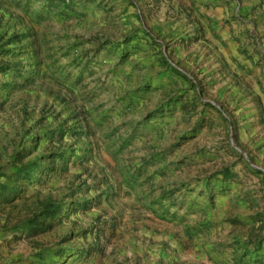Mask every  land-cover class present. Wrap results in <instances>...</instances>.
Wrapping results in <instances>:
<instances>
[{"label": "rangeland", "instance_id": "1", "mask_svg": "<svg viewBox=\"0 0 264 264\" xmlns=\"http://www.w3.org/2000/svg\"><path fill=\"white\" fill-rule=\"evenodd\" d=\"M0 264H264V0H0Z\"/></svg>", "mask_w": 264, "mask_h": 264}]
</instances>
